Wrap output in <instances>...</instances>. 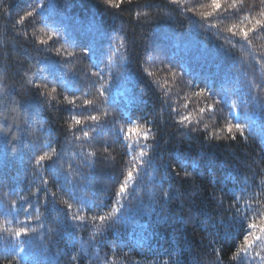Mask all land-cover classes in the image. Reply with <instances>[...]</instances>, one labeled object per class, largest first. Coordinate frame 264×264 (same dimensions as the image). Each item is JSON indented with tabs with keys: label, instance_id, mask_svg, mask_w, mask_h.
<instances>
[{
	"label": "trees",
	"instance_id": "obj_1",
	"mask_svg": "<svg viewBox=\"0 0 264 264\" xmlns=\"http://www.w3.org/2000/svg\"><path fill=\"white\" fill-rule=\"evenodd\" d=\"M252 3L0 0V264H264V29L227 31ZM245 231L262 239L237 253Z\"/></svg>",
	"mask_w": 264,
	"mask_h": 264
},
{
	"label": "snow or ice",
	"instance_id": "obj_2",
	"mask_svg": "<svg viewBox=\"0 0 264 264\" xmlns=\"http://www.w3.org/2000/svg\"><path fill=\"white\" fill-rule=\"evenodd\" d=\"M124 2H126V0H103L104 4H106L110 7H114V8H119L121 6V4H123ZM127 2L130 3L131 0H127ZM181 2H182V0H171V3L178 5V6L181 4ZM245 3H246V0H231V4L229 5V8L224 9L223 11L230 12L232 15H235V16H239L241 13H243L245 11H250L252 8L255 7V4L252 3V4L248 5L246 8ZM260 3L264 4V0H260ZM221 8H222L221 0H211L212 11L211 12H203L200 15L202 17H212L213 13L217 12V10H220ZM187 11L190 12V11H192V9L189 8V9H187ZM32 14H33L32 12H26V13H24L23 16L20 17V20H23L25 16L30 17V16H32ZM260 17L261 18H259V19H254L253 21H250V27L241 28L238 32H233V29L236 27L235 25H233L232 27L228 28L227 31H229L230 33H232L235 36L241 37L243 40L247 41L248 43H251V41L248 39L249 33L252 32L257 27L264 29V11H262L260 13ZM50 39H51V37H50ZM41 43H47V42L41 41ZM88 51L89 50L86 48L84 50L85 54H87ZM145 71H147V70H145ZM92 75L98 76L99 73H92ZM149 75H151V73H149ZM29 83L32 84V87H34L37 90V92H39L40 88L43 87V85L33 84L31 81H29ZM249 84L251 86L252 84H254V81H249ZM256 86L259 87L260 85H256ZM205 90L206 89H201L199 92L196 93V95H202ZM100 95H104L103 90H100ZM0 99H2V98H0ZM65 99H67V98H65ZM69 103L75 104V101L74 100L69 101ZM80 107L82 109L86 110L87 108L93 107V102L91 100L85 99L83 102V105ZM13 110L15 111V109H13ZM208 110L214 112L215 109L212 105H209ZM203 111H205V110L201 109V112H203ZM72 119L74 120L75 124H77V125L84 123V120L80 119L79 117L74 116V117H72ZM84 119L90 120V121H98L100 119V117L97 115H89V116L85 117ZM188 120H189L188 116H183V117H181L179 123L184 124V122L188 121ZM17 127H19V126H17ZM191 130L196 131V129H191ZM222 130L226 131L228 133V136L226 137L228 139L235 140L237 134H239L242 138L246 139V137H244V126H242L240 123H236V124L228 123V124L223 126ZM133 131L136 132V135L138 137L142 136V138L146 141L149 139L150 132L148 129H132V128H130L129 134H131ZM84 136H88V133L85 132ZM205 139H208V137H205ZM53 151H55V150H53ZM105 151H107V148H105ZM59 155H60L59 153H56V159H53L52 157H49L47 153H45L43 155H38V156L34 157V162L37 166H39L41 164H44V162L46 160H49V161H51L52 169L55 172L56 169L60 165ZM146 155L147 154L144 152L140 153V156L142 158L145 157ZM150 162H151L150 157H149L148 161H145L144 159H141V161H140L141 165H145V164L150 163ZM185 163H186V161H185ZM185 175H190V174L186 172ZM132 178H133V171L131 169H129L127 171L126 176H124L123 180L119 183L118 191L116 193L117 195H123L126 192L127 187H128V181L131 180ZM44 183H47V181H44ZM51 195L53 196V198H55V193H52ZM163 196H164V198H167L168 192L165 191ZM46 201H47V193H45V202ZM13 203H15V202H13ZM33 207H35V206L33 205ZM66 207H67V210H71L72 204H67ZM230 207H236V199L235 198L233 200V204L230 205ZM114 211L118 212L119 209H116ZM237 212L239 213L238 208H237ZM96 218L97 217H93V219H96ZM70 219L71 220L79 219V220L83 221L84 217L73 216V217H70ZM98 219L100 221H105L106 217L104 215H99ZM240 219H247V218L241 216ZM247 227L249 229H255V228H257V225L255 222H251L248 224ZM27 231H28V229L22 228V229L17 230L15 235L20 236L22 233H26ZM260 231L264 232V221L261 222ZM261 239H262L261 237L255 236L250 231H245L243 233V241L244 242L242 245H240L238 247L237 253H239L241 251L245 252V253L248 252V250L253 247L254 241L261 240Z\"/></svg>",
	"mask_w": 264,
	"mask_h": 264
}]
</instances>
